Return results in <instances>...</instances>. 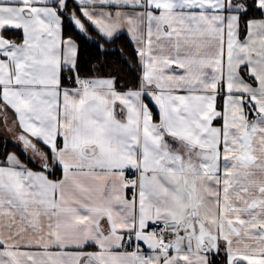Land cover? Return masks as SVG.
<instances>
[{
  "label": "snow or ice",
  "instance_id": "obj_1",
  "mask_svg": "<svg viewBox=\"0 0 264 264\" xmlns=\"http://www.w3.org/2000/svg\"><path fill=\"white\" fill-rule=\"evenodd\" d=\"M0 264H264V0H0Z\"/></svg>",
  "mask_w": 264,
  "mask_h": 264
}]
</instances>
